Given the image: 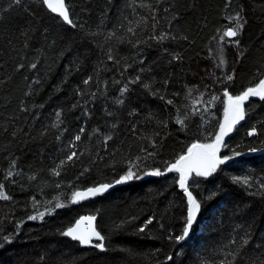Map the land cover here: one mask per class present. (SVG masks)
<instances>
[{"label": "trees", "instance_id": "trees-1", "mask_svg": "<svg viewBox=\"0 0 264 264\" xmlns=\"http://www.w3.org/2000/svg\"><path fill=\"white\" fill-rule=\"evenodd\" d=\"M65 4L69 25L43 0H0V243L12 238L0 264H264V99H250L223 140L228 162L188 178L201 207L183 240L187 196L168 171L213 142L225 91L263 80L264 0ZM237 13L243 27L229 40ZM129 169L140 178L72 202ZM85 215L97 217L104 250L62 234Z\"/></svg>", "mask_w": 264, "mask_h": 264}, {"label": "snow or ice", "instance_id": "snow-or-ice-1", "mask_svg": "<svg viewBox=\"0 0 264 264\" xmlns=\"http://www.w3.org/2000/svg\"><path fill=\"white\" fill-rule=\"evenodd\" d=\"M15 3H20V0H14ZM43 4L47 6L52 12L57 13L60 17L63 18V20L69 24L72 23V21L69 18V14L66 8L65 0H43ZM230 19H234L237 21L236 25L234 27H229L225 32L224 36L232 38L238 35V31L240 28L243 27V25L239 22L242 17H240V14L237 13L235 17H230ZM131 31V29H129ZM165 37H160V39H163ZM111 59V56L109 57ZM223 63V61H221ZM32 67H35V65H32ZM229 80L232 79L231 76L228 77ZM85 83L87 84L88 81L86 80ZM126 89H122L121 92L123 93ZM225 96L228 97L229 105L226 109V119L224 123L220 124L219 131L215 134V139L212 143L208 144H193L191 148L188 149V155L187 156H181L175 164L171 165L168 169V171L175 170L177 171L179 176V186L181 189L184 190L187 201H188V208H187V217H186V223L185 227L183 229V234L181 236L176 237L177 240H183L185 237L188 236L189 231L196 219V216L198 212L200 211V203L193 197L192 193L188 190V187L186 186V183L189 178V174L192 172H195L197 176H208L211 172L215 171L216 165L218 163H223V160H220L216 157V153L219 150L220 145L222 144L224 137L230 133L234 126L241 120L244 119V110L242 108V104L245 100H247L250 96H259L261 99H264V80H261L259 84L255 88H248L246 91L242 92L238 96H231L227 91L224 93ZM215 99V97L213 98ZM122 100H117V103H122ZM171 103V101H169ZM230 113V115H229ZM59 113H57V117H59ZM178 123H182V121H178ZM81 132L84 131L83 128L80 129ZM255 133V129L250 131L248 135H253ZM80 135H77L75 137L76 141L80 140ZM111 137H107L106 139H110ZM194 149H198L199 151L193 153ZM252 151H255L253 149ZM77 154L73 152L71 155L67 157V161H71ZM224 159H228V157H225ZM67 161H61L60 165L58 167H62ZM54 175H59V171L54 170ZM151 175H161L162 173L159 170H156L152 173H148ZM9 176L12 175V172L8 173ZM35 177H30V179H34ZM131 169L126 173V175L121 176L119 180L116 181L117 184L127 182L132 179H139ZM234 181L237 183H243L248 184L247 178L241 179L239 177L234 178ZM112 187V185L109 184H102L99 187L96 188H89L87 189V192H75L73 193L72 202H76L77 199H84L86 195H96L104 190H107L108 188ZM0 199L7 200L9 197L4 193L3 186L0 185ZM55 208H61L64 207V205L60 202L55 203ZM53 211V208H47L46 212H38L37 215L29 216L28 219L35 220L37 218H43L44 215L51 214ZM87 219L88 221H92L95 219V217H82L81 220ZM81 221H77L76 227H70L67 231L63 232L62 234L64 236L71 237V239L79 241L81 245H89L92 243L93 237L97 241H100V243H97L94 245V247L99 248L101 250H104L103 240L104 237L100 235L99 232L95 230V228H91L88 231H83L79 228ZM152 223V219L150 218L145 222V225L139 229V231L143 232L145 231V228L148 224ZM3 243H11L12 238L10 236H3L2 237ZM3 243H0V247L3 246ZM248 241L245 239L243 241V244H247ZM170 259V258H169ZM223 264V262H222Z\"/></svg>", "mask_w": 264, "mask_h": 264}, {"label": "water", "instance_id": "water-1", "mask_svg": "<svg viewBox=\"0 0 264 264\" xmlns=\"http://www.w3.org/2000/svg\"><path fill=\"white\" fill-rule=\"evenodd\" d=\"M46 8H47V10L52 14V15H54V16H56V17H58L62 22H64L66 25H69V23H67V22H65L64 20H63V18L62 17H60L57 13H54V12H52L47 6H45ZM67 8V7H66ZM68 11V10H67ZM246 102V100L243 102V103H245ZM239 124V122L234 126V128H233V130L236 128V126ZM232 130V131H233ZM231 131V132H232ZM230 132V133H231ZM230 133H228L225 137H227ZM225 137H224V139H225ZM194 151V150H193ZM189 154V153H188ZM188 154H186L185 156H187ZM125 185V183H120V184H113L112 185V187H110V188H108L107 190H104V191H106V192H108V191H111V190H113V189H115V188H118V187H121V186H124ZM104 191H102V192H104ZM87 191H85L84 193H86ZM101 193V192H100ZM99 194V193H98ZM82 217H84V218H86V217H95V219L94 220H92V221H88L87 219H84V220H81V218ZM77 221H81V223H80V225H79V228L81 229V230H83V231H88V230H90L91 228H95V230L98 232V230H97V217L96 216H91V215H85V216H81L80 218H78L76 221H75V223L71 226V227H76L77 226ZM68 230V229H67ZM66 230V231H67ZM65 238H67L68 240H70L71 242H73V243H77V244H79V246L81 247V248H85V249H87V248H93L94 247V245L95 244H97V243H100V241H97L96 239H95V237H93V239H92V243L91 244H89V245H81L80 243H79V241H76V240H73V239H71V237H68V236H64ZM99 249V248H98ZM100 251H102L101 249H99Z\"/></svg>", "mask_w": 264, "mask_h": 264}, {"label": "rangeland", "instance_id": "rangeland-1", "mask_svg": "<svg viewBox=\"0 0 264 264\" xmlns=\"http://www.w3.org/2000/svg\"><path fill=\"white\" fill-rule=\"evenodd\" d=\"M226 38L229 39V40L232 39V38H229V37H226ZM263 80H264V78H263ZM254 98H260V97H259V96H250V97L246 100V102L242 104V108H244L245 104H246L250 99H254ZM225 105H226V109H227V108H228V105H229V101H228L227 99H226ZM229 115H230V113H229ZM224 117H225V119H226V111H225V116H224ZM225 119H224V121H225ZM224 121H223V123H224ZM241 121H242V120H241ZM239 123H240V121H239ZM237 126H238V125H237ZM237 126H236V127H237ZM222 145H223V144L220 145L219 150H218L217 153H216V157H217L218 159H220V160H223V163H218V164L216 165V168H217V166H219V164H224V163H227V162H228V159H224L225 156L222 154L223 151H224ZM197 151H199V150H198V149H194L193 153H195V152H197ZM211 173H212V172H211ZM211 173H210V174H211ZM191 176H196V177H207V176H197V175L195 174V172L190 173V174H189V177H191ZM208 176H209V175H208Z\"/></svg>", "mask_w": 264, "mask_h": 264}]
</instances>
